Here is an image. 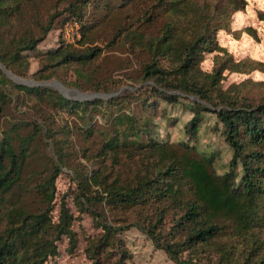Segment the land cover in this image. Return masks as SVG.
<instances>
[{
	"label": "trees",
	"instance_id": "obj_1",
	"mask_svg": "<svg viewBox=\"0 0 264 264\" xmlns=\"http://www.w3.org/2000/svg\"><path fill=\"white\" fill-rule=\"evenodd\" d=\"M245 5L0 0L1 65L24 79L110 93L73 99L49 85L21 84L0 66V124L10 111L35 115L7 120L9 128L0 131V264H46L64 238L67 249L76 250L79 216L65 197L54 217L56 180L65 168L76 183L71 194L78 211L100 229L87 237L91 264H126L131 255L123 234L132 227L175 264H264V100L245 94L243 82L227 89L222 83L227 70L253 65L264 71V62H236L217 41L218 31L229 30L232 15ZM259 16L264 20V12ZM74 24L76 40L70 42L65 33ZM58 29L59 45L41 51ZM125 46L141 55L129 77L142 86L114 94L127 81L104 68L103 53ZM215 51L224 54L204 71L206 53ZM31 52L39 59L33 73ZM178 106L192 113L187 138H159L156 115L169 120V107ZM66 112L82 123L61 120ZM208 115L232 152L222 173L216 154L197 144ZM75 135L86 141L84 162ZM91 139L98 148L89 153Z\"/></svg>",
	"mask_w": 264,
	"mask_h": 264
},
{
	"label": "rangeland",
	"instance_id": "obj_2",
	"mask_svg": "<svg viewBox=\"0 0 264 264\" xmlns=\"http://www.w3.org/2000/svg\"><path fill=\"white\" fill-rule=\"evenodd\" d=\"M264 12V0H246V5L243 9L236 11L232 15L231 28L229 30L222 29L218 31L217 41L219 45L227 50L231 54L236 62L242 60H256L264 62V20L260 19L259 13ZM242 13V16L240 14ZM74 26L77 24L69 25L66 31V37L68 41L75 42L74 34L76 29ZM61 30L52 31L48 38L42 42L39 46L41 51H46L49 48H56L59 45ZM99 45H102L98 41ZM116 46V45H114ZM29 57L30 61V73L35 72L39 68L38 55L35 52H31ZM224 51H215L206 53L205 59L202 63V69L204 71H211L215 65V58L217 55H223ZM104 68L111 72L115 77L124 78L126 84L121 88L119 92L114 91V94H119L123 91L126 93L128 90L134 91L142 84L137 85L136 80L129 76H135L138 70L139 58L141 55L132 53V49L125 47H116L113 50H107L103 53ZM254 66L243 71H229L224 73V79L222 80L223 88L227 89L231 85L245 83L243 90L245 94H248L253 99L260 101L264 100V71L260 69H254ZM253 68V69H252ZM74 78V77H73ZM57 81L52 79V82ZM60 83V82H59ZM49 86L58 88L53 84ZM67 90L63 92L73 99L87 100L96 96L91 91H82L75 87L64 86ZM59 89V88H58ZM111 93V94H113ZM88 94V95H87ZM103 96L110 93H102ZM110 96V95H109ZM129 109H135V101L129 104ZM128 108L127 106H125ZM172 111V117L169 120H161L156 115L153 118L159 122L158 136L159 138L169 139L171 141H179L187 138L185 133V126L192 118V113L185 107H169ZM24 113H16L10 111L7 117L4 118L0 124V131L8 129L7 120L16 121L18 118L21 120L28 119L30 116H35L33 112L27 114V109ZM63 121L76 122L78 125L82 121L78 116L70 113L62 114ZM177 117L176 124H173V118ZM100 118V115H95L93 122H96ZM57 122H62L59 116H56ZM215 116L205 118L204 125L200 130V137L197 142L198 147L205 152H214L216 154L215 168L219 173L224 171L230 157L232 155L231 150L223 141L220 134V130L213 129L215 125ZM100 122H103L102 120ZM76 149L79 152L78 159L84 162L83 150L86 148V141L82 137L75 135ZM88 152H94L97 150L98 145L93 144V140H88ZM101 145V143H100ZM96 147V148H95ZM95 148V149H94ZM40 154V153H37ZM37 156V155H35ZM34 156V157H35ZM94 168V167H93ZM76 183L73 179L70 170L65 168L56 180V209L54 211V217L59 215V206L61 199L65 197L67 205L74 214L79 216L74 220L73 229L78 233V247L74 252H70L68 248V239L64 238L60 241L59 254L50 258L46 264H91L92 260L86 253L87 237L94 236L100 232V229L94 225L92 217L88 213H81L78 211L72 196V190L75 188ZM123 238L126 242V247L131 255L127 259L126 264H175L172 262L166 253L158 249L141 231L132 227L123 234Z\"/></svg>",
	"mask_w": 264,
	"mask_h": 264
},
{
	"label": "water",
	"instance_id": "obj_3",
	"mask_svg": "<svg viewBox=\"0 0 264 264\" xmlns=\"http://www.w3.org/2000/svg\"><path fill=\"white\" fill-rule=\"evenodd\" d=\"M0 66L5 70V72L13 79L18 81L21 84H26V85H50L53 84L54 86H57L61 91L67 90L61 83L57 81H52V82H36L34 80H29V79H24L22 77L15 76L11 71L7 70L3 65L0 64ZM88 95V94H87ZM94 96H103V94H92Z\"/></svg>",
	"mask_w": 264,
	"mask_h": 264
}]
</instances>
